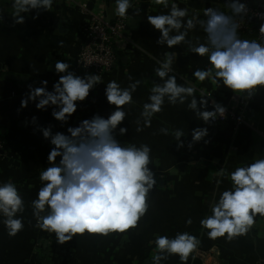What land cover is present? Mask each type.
Instances as JSON below:
<instances>
[{
  "label": "crops",
  "instance_id": "1",
  "mask_svg": "<svg viewBox=\"0 0 264 264\" xmlns=\"http://www.w3.org/2000/svg\"><path fill=\"white\" fill-rule=\"evenodd\" d=\"M183 1L177 0V3ZM201 1L218 4L220 10L230 12L227 0ZM141 3L149 4V0H141ZM11 7L10 0H0V12H4V22L0 23V132L6 136L5 156L0 160V181L11 179L20 189L25 210L19 215L23 217L25 227L17 236L10 237L0 223V264H32L34 257L37 260L35 264H145L153 252L154 245L149 241L154 239V234L172 237L185 231L199 238L197 249L216 253V264H264V218L257 216L251 231L232 241L223 237L211 240L207 237V230L200 226V220L211 214L208 203L212 192L219 193L231 187L227 173L264 156V89L258 90L249 102L247 124L238 129L232 122L205 125L203 121L196 120L194 113L185 105L166 103L163 111L153 117L151 127L137 132L136 120L149 89L153 82H160L154 75V68L158 67L156 61L162 60L167 51H175L178 55L173 63L178 82H192L197 96L202 90L212 95L209 110H212V100L227 105L234 95L222 85H214L208 80L196 81L192 72L196 68L207 67L208 62L206 57L191 53L187 43H181L174 49L156 43L160 33L152 28L146 17L168 9L156 4L149 5L147 9L138 6L139 12L129 22V41L119 52L116 67L103 75L102 82L90 91L85 101L77 102L76 113L61 125L52 116L53 106L39 110L35 102L30 101L26 108H21V99L29 92V85L41 86L42 80H47L48 90H52L59 78L54 68L57 59L76 63L78 52L86 43V20L82 9L114 21L117 17L114 0H55L51 11L39 10L36 19L33 17L37 16V10L22 14L25 15V23L15 26ZM192 15L206 19L204 11H190L189 17ZM60 21L64 32L55 28ZM197 38L200 42L206 38L199 24L188 36L193 44ZM9 74L23 76L25 81L5 79ZM180 76L184 79L180 80ZM129 77L141 83L133 93L134 104L125 106L127 116L121 126L127 127L128 132L125 136L117 135V139L122 144L147 143L152 147L156 166L149 167L155 173L157 185L149 194V210L138 227L127 233H113L107 237L85 233L59 244L54 234L35 227L36 220L32 215L31 201L42 186L39 174L47 166V156L53 147L43 138L39 128L51 126L53 133L67 134L68 127L76 126L94 114L107 118L115 106L110 105L104 95L106 83L116 80L122 87H127L131 82ZM34 116L36 123L31 122ZM198 126L209 128L206 139L210 142L205 144L201 141L189 149L191 130ZM161 127L180 128L185 134L189 133L182 138L184 147L178 149L175 138L171 134H162L159 131ZM220 169L225 170L224 175H218ZM189 217L191 225L185 223ZM162 264H181V261L172 255ZM187 264L205 263L194 253Z\"/></svg>",
  "mask_w": 264,
  "mask_h": 264
},
{
  "label": "clouds",
  "instance_id": "2",
  "mask_svg": "<svg viewBox=\"0 0 264 264\" xmlns=\"http://www.w3.org/2000/svg\"><path fill=\"white\" fill-rule=\"evenodd\" d=\"M264 6V0H259ZM12 4L13 25L25 23V15L33 10L51 11L55 0H10ZM114 13L120 18L134 9V0H114ZM162 5L168 9L156 15H148L147 22L160 33L156 43L174 49L181 43H187L191 53L206 57L208 66L196 68L192 76L196 81H210L222 85L236 95L244 94L247 98L264 89V39H243L239 35L240 23L237 18L248 16L249 7L243 0H228L231 14L218 7L204 9V17H189L188 7H180L177 0H149V5ZM4 12H0V23L4 22ZM260 21L258 32L264 37V12L257 11ZM251 19V17H249ZM199 24L206 34L203 42L197 38L193 44L189 32ZM61 46L63 41L60 42ZM175 51L164 53L162 60H157L158 67L154 75L160 82H153L147 100L143 103L136 120V131L151 127L152 119L163 111L165 104L185 105L192 111L195 119L205 125L217 119H225L227 110L220 103L212 100V110L208 109L209 95L201 91L195 95L196 88L190 81L178 82L174 74L173 63L177 60ZM87 66V65H85ZM67 61L57 59L55 72L59 78L52 90H48V81L42 80L41 86L29 85V92L21 99V108H26L30 101L35 102L39 110L53 106L52 116L67 123L76 113L78 103L89 97L90 91L101 83L100 74L77 75L70 70ZM183 80V76L179 77ZM131 81L122 87L116 80L106 83L104 95L114 110L107 118L94 114L76 126L63 132L53 133L52 127H40L43 138L50 142L47 166L39 174L42 186L36 198L31 201L35 227L55 235L59 244L71 241L74 237L89 235L109 236L113 233H127L138 227L150 207L149 194L157 185L155 173L150 165L152 147L147 143L122 144L117 135L125 136L128 128L121 126L126 120L125 106L134 104L133 93L140 85V80ZM244 97V96H242ZM32 117V123H36ZM141 121L143 126H141ZM164 135L175 138L177 148L184 147L185 134L180 128L161 127ZM191 140L187 147L196 143L210 141L208 127H196L191 130ZM59 158V159H57ZM220 169L218 175H224ZM231 187L217 193L213 191L208 207L210 215L200 220L201 229L207 230L211 240L223 237L226 241L246 236L256 223L257 216L264 218V156L255 158L251 163L237 166L227 173ZM25 210V203L20 189L11 179L0 181V223L4 225L8 236H17L25 227L20 213ZM185 223L192 224L189 217ZM154 245L150 260L145 264H162L169 256L179 257L181 264H187L190 256L197 250L200 240L189 232H177L175 236L154 234L149 241Z\"/></svg>",
  "mask_w": 264,
  "mask_h": 264
},
{
  "label": "built area",
  "instance_id": "3",
  "mask_svg": "<svg viewBox=\"0 0 264 264\" xmlns=\"http://www.w3.org/2000/svg\"><path fill=\"white\" fill-rule=\"evenodd\" d=\"M243 2L247 3L250 10L247 17L243 19L237 18L241 25L239 34H251L253 35L251 39H264L258 32L260 21L255 17L257 11L264 12V6L261 5L259 0H243ZM139 4H141V0H136L133 6L134 9H138ZM82 10L86 20L84 31L86 43L80 48L76 63L70 64V70L79 72L78 75L80 76H84L85 74H100V78H102L105 73L113 69V66L118 62L119 52L122 50L123 45L128 43L127 30L130 19L135 13L131 9L126 17L120 18L117 16L114 21H110L101 15L87 12L85 11L86 9ZM228 14H231V12H228ZM252 21H255L256 24H253ZM80 69H82V72ZM242 96L234 94L227 105L221 104L227 110L226 118L217 119L212 123L225 124L232 122L237 129L245 126L247 124V107L255 95L249 99L244 94ZM5 151L6 144L0 140V160L5 156ZM195 253L205 264H216L214 259L216 253L203 252L199 249ZM35 258L32 264H35L37 261Z\"/></svg>",
  "mask_w": 264,
  "mask_h": 264
},
{
  "label": "water",
  "instance_id": "4",
  "mask_svg": "<svg viewBox=\"0 0 264 264\" xmlns=\"http://www.w3.org/2000/svg\"><path fill=\"white\" fill-rule=\"evenodd\" d=\"M227 3H228V1H227ZM185 5L188 7L189 12L194 11L195 13L200 12V11H204L205 8L212 7V6L218 7L220 9V6L218 4H212L211 2L204 3L201 0H188V1L184 0L183 2H181L180 7L183 8V7H185ZM139 6L141 9H147L149 7V4L141 3ZM61 23H63V22L60 21V22L56 23L55 28H57L60 32H64L65 29L60 25ZM115 67H116V64L113 66V68H115ZM54 68H55V66H54ZM80 71L82 72V69H80ZM75 73L77 75L79 74V72H75ZM5 79L17 81V82L18 81H20V82L25 81V77L14 75V74L6 75ZM60 123H61V125L64 124V122H61V121H60ZM181 166H184V165H181ZM181 166L179 167L180 169L182 168Z\"/></svg>",
  "mask_w": 264,
  "mask_h": 264
},
{
  "label": "trees",
  "instance_id": "5",
  "mask_svg": "<svg viewBox=\"0 0 264 264\" xmlns=\"http://www.w3.org/2000/svg\"><path fill=\"white\" fill-rule=\"evenodd\" d=\"M252 23L253 24H256V22L255 21H252ZM242 36H248V37H251V36H253V35H251V34H248V35H242ZM6 136H4L1 132H0V140L2 141V142H4V143H6Z\"/></svg>",
  "mask_w": 264,
  "mask_h": 264
},
{
  "label": "rangeland",
  "instance_id": "6",
  "mask_svg": "<svg viewBox=\"0 0 264 264\" xmlns=\"http://www.w3.org/2000/svg\"><path fill=\"white\" fill-rule=\"evenodd\" d=\"M222 9H223V8H222ZM223 11H224V9H223ZM225 13H226V12H225ZM245 38H246V39H250L251 37L245 36Z\"/></svg>",
  "mask_w": 264,
  "mask_h": 264
}]
</instances>
